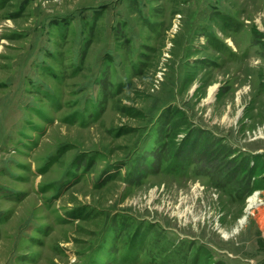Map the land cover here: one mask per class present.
Returning a JSON list of instances; mask_svg holds the SVG:
<instances>
[{
	"label": "rangeland",
	"instance_id": "obj_1",
	"mask_svg": "<svg viewBox=\"0 0 264 264\" xmlns=\"http://www.w3.org/2000/svg\"><path fill=\"white\" fill-rule=\"evenodd\" d=\"M0 264H264V0H0Z\"/></svg>",
	"mask_w": 264,
	"mask_h": 264
},
{
	"label": "bare ground",
	"instance_id": "obj_2",
	"mask_svg": "<svg viewBox=\"0 0 264 264\" xmlns=\"http://www.w3.org/2000/svg\"><path fill=\"white\" fill-rule=\"evenodd\" d=\"M230 42H232V40H230ZM213 91V88H212ZM260 199L258 197V192H256L255 194H253L252 196L249 197L248 199V208L246 209V214L239 220V226H242L243 224H245V222L247 221V214L249 213L250 209L253 208V205L255 203H259Z\"/></svg>",
	"mask_w": 264,
	"mask_h": 264
}]
</instances>
